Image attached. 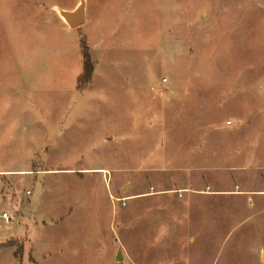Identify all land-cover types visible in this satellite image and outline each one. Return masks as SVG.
I'll list each match as a JSON object with an SVG mask.
<instances>
[{
    "label": "rangeland",
    "instance_id": "rangeland-1",
    "mask_svg": "<svg viewBox=\"0 0 264 264\" xmlns=\"http://www.w3.org/2000/svg\"><path fill=\"white\" fill-rule=\"evenodd\" d=\"M0 203V264H264V0H0Z\"/></svg>",
    "mask_w": 264,
    "mask_h": 264
},
{
    "label": "trees",
    "instance_id": "trees-1",
    "mask_svg": "<svg viewBox=\"0 0 264 264\" xmlns=\"http://www.w3.org/2000/svg\"><path fill=\"white\" fill-rule=\"evenodd\" d=\"M82 72L76 79V89L83 90L91 82L93 74V64L90 59L89 49L83 39L80 41Z\"/></svg>",
    "mask_w": 264,
    "mask_h": 264
},
{
    "label": "water",
    "instance_id": "water-1",
    "mask_svg": "<svg viewBox=\"0 0 264 264\" xmlns=\"http://www.w3.org/2000/svg\"><path fill=\"white\" fill-rule=\"evenodd\" d=\"M68 25L72 28L80 26L84 21V11L83 7H79L74 12H64L62 13Z\"/></svg>",
    "mask_w": 264,
    "mask_h": 264
},
{
    "label": "built area",
    "instance_id": "built-area-1",
    "mask_svg": "<svg viewBox=\"0 0 264 264\" xmlns=\"http://www.w3.org/2000/svg\"><path fill=\"white\" fill-rule=\"evenodd\" d=\"M0 220L4 221L5 223H11L14 220L13 216L1 206V203H0Z\"/></svg>",
    "mask_w": 264,
    "mask_h": 264
},
{
    "label": "crops",
    "instance_id": "crops-1",
    "mask_svg": "<svg viewBox=\"0 0 264 264\" xmlns=\"http://www.w3.org/2000/svg\"><path fill=\"white\" fill-rule=\"evenodd\" d=\"M52 12L54 13V11H52ZM61 22H62V21H61ZM85 22H86V21H85ZM63 24H64V23H63ZM84 24H85V23H84ZM84 24H83V25H84ZM83 25H82V26H83ZM81 72H82V70H81ZM79 75H80V74H79ZM79 75H78V76H79ZM78 76H77V77H78ZM84 90L87 91V89H83V90H80V91H84Z\"/></svg>",
    "mask_w": 264,
    "mask_h": 264
}]
</instances>
